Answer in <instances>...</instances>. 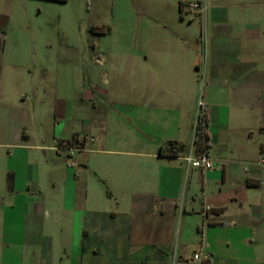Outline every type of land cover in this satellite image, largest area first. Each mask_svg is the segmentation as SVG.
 <instances>
[{"label":"crops","instance_id":"crops-1","mask_svg":"<svg viewBox=\"0 0 264 264\" xmlns=\"http://www.w3.org/2000/svg\"><path fill=\"white\" fill-rule=\"evenodd\" d=\"M166 1L177 23L131 53L119 89L78 74L77 100L33 108L46 89L0 38V264H264V0H194L188 23L192 0ZM202 120L213 170L183 160Z\"/></svg>","mask_w":264,"mask_h":264},{"label":"rangeland","instance_id":"rangeland-1","mask_svg":"<svg viewBox=\"0 0 264 264\" xmlns=\"http://www.w3.org/2000/svg\"><path fill=\"white\" fill-rule=\"evenodd\" d=\"M190 16L196 15L189 12L186 23ZM178 19L176 4L166 0H0L1 46L6 60L31 67L33 82L46 89L36 103L31 101L37 108L57 95L76 99L73 83L78 74L100 79L108 73L111 83L103 86L119 89L121 83L113 76L126 73L123 66L130 63L131 53L147 50L163 36L165 26H174ZM56 79L59 94L49 92L50 81ZM97 101L109 106L105 96L97 95Z\"/></svg>","mask_w":264,"mask_h":264},{"label":"built area","instance_id":"built-area-1","mask_svg":"<svg viewBox=\"0 0 264 264\" xmlns=\"http://www.w3.org/2000/svg\"><path fill=\"white\" fill-rule=\"evenodd\" d=\"M204 10H206V8L200 3H189L184 7V11L188 13ZM84 142V139H81L76 144L71 141L59 142L56 149L67 152L70 155H74L75 153L85 149ZM183 160L193 168L201 170H213L215 168L214 162L208 154L196 155L194 152H190V154L185 156ZM186 264H211V256H204L202 252H196L186 261Z\"/></svg>","mask_w":264,"mask_h":264},{"label":"trees","instance_id":"trees-1","mask_svg":"<svg viewBox=\"0 0 264 264\" xmlns=\"http://www.w3.org/2000/svg\"><path fill=\"white\" fill-rule=\"evenodd\" d=\"M54 1H66V0H54ZM185 3H180V13L181 17L184 18V7ZM4 34V31L2 32ZM3 40V39H2ZM209 135L207 133V122L200 121L197 129V139L195 141L196 144V152L198 155L208 154L209 151ZM184 146L178 144L177 142H170L168 147L165 150L161 151V153H165L171 157H179L184 152Z\"/></svg>","mask_w":264,"mask_h":264}]
</instances>
